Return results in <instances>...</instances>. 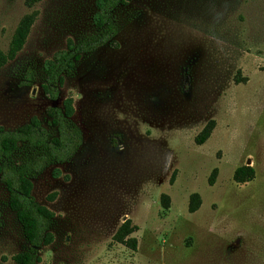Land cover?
I'll use <instances>...</instances> for the list:
<instances>
[{"label": "rangeland", "instance_id": "374dc122", "mask_svg": "<svg viewBox=\"0 0 264 264\" xmlns=\"http://www.w3.org/2000/svg\"><path fill=\"white\" fill-rule=\"evenodd\" d=\"M33 10L22 47L0 66V127L31 117L48 127L45 108L70 96L82 133L69 161L31 180L34 200L53 212L38 264H264V0L118 5L113 43L81 53L54 100L40 88L43 64L94 31V0H0V51ZM243 164L253 177L235 183ZM192 192L200 205L189 213ZM124 219L134 249L112 239ZM26 246L0 182V264Z\"/></svg>", "mask_w": 264, "mask_h": 264}, {"label": "trees", "instance_id": "16d2710c", "mask_svg": "<svg viewBox=\"0 0 264 264\" xmlns=\"http://www.w3.org/2000/svg\"><path fill=\"white\" fill-rule=\"evenodd\" d=\"M36 1L38 0H26V4L31 6ZM128 1L94 0V31L76 41L67 39L65 47L55 51L43 64L44 81L40 88L46 98H57L63 75L72 73L74 63L81 53H88L113 43L117 32L113 10ZM35 16L36 12L33 10L20 17L6 50L0 51V66L20 50ZM31 80L32 71L26 68L21 84L29 85ZM44 113L48 118V127H44L36 117H31L14 129L0 127V182L7 192V206L13 211L27 243L24 249L11 256L14 264H38L37 249L41 245L49 244L53 239L49 230L53 212L34 200L31 194V180L47 166L69 161L82 143L81 130L71 120L73 106L70 96L63 98L59 107H46ZM212 126L213 120L208 121L194 136V142L201 144L209 136ZM215 174L216 168H212L206 178L209 185L212 184ZM253 174V167L243 164L233 169L231 178L235 183H244L250 181ZM168 203V196L159 194V204L163 209L168 207ZM199 205V195L196 192L190 193L186 204L187 212H194ZM133 230L134 226L130 225V220L124 219L112 239L134 249L135 239L127 237Z\"/></svg>", "mask_w": 264, "mask_h": 264}]
</instances>
